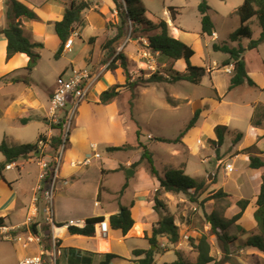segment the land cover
Listing matches in <instances>:
<instances>
[{
  "label": "crops",
  "instance_id": "obj_1",
  "mask_svg": "<svg viewBox=\"0 0 264 264\" xmlns=\"http://www.w3.org/2000/svg\"><path fill=\"white\" fill-rule=\"evenodd\" d=\"M17 1L32 10L37 16V19L34 20L21 19L24 35L32 43L42 44L41 47H37L35 49L36 51L34 50L36 53L45 48L48 38L55 39L54 35L58 39L56 43L54 42V46H56L57 49L56 53L58 52L61 46V40L55 31V23L63 20L66 9L72 3H78L80 1L86 2L89 7L81 13V21L74 25V30L71 32V35L73 32L78 33V37L74 39L72 49L75 45V40L77 38L82 39L83 47L81 48V51L84 52L85 56L81 58L79 63H77L79 64L78 67H74L71 64L72 72L88 69L91 70L93 74L100 75V78L89 92L86 100L80 105L78 113L74 118L70 131V139L63 158L60 179L56 185L54 198V218L56 225H58V228L61 230L59 234L56 233L57 235H55L58 238L57 264H88V258L91 259L90 264H100L103 260L101 255L109 253L118 256V258L114 259L110 264H138V262H136L137 258L133 255L134 250L153 249L152 246L149 245L147 238L151 237L153 226L167 214L164 211L163 213H160L154 210V197L158 190H160V182L155 176H151L153 178L149 182V185H143L142 187H136L130 182L131 177H136L139 175V171L134 170L133 165L138 162H140V164L143 162H141V160H143L141 159L143 154L136 159L128 156L125 161H123V163H119L114 168H107L104 161H102V164L99 165L101 168V174L103 176L101 181H104L105 178L107 180V177L112 174H124V176L121 178V189L117 192H112L110 189L104 187L101 182L100 187H96L95 191L88 196V183L85 182V180L88 179V167L91 166V164L93 165V160L102 159V156L98 153V149L100 147H104L106 150H108L109 148H120L123 145L129 144V142H124V144L122 143L121 145H115V130L117 131V128L119 127V117L121 118V112L114 111L113 105H116V103L118 104V102H120L124 95L123 92H131V95L134 96L135 92L133 91L139 86L133 89H130L126 86L127 74L120 65H117L118 68L109 70L106 68L107 65L104 64L105 59L108 57V55L110 57L111 54V52H108V48H105L107 47L105 44L110 39H115L119 32L118 28H109L110 21L116 23L115 17H117L119 14L118 9L116 8L113 0ZM4 2L5 0H0V30L2 31L8 27ZM96 19L100 21L101 25V33L99 36L95 35L99 29L94 23V20ZM118 21L119 19L117 22ZM186 31L187 30L182 29L181 27H175L173 31L174 36L172 37L182 41V34H187ZM104 36L105 40H103ZM201 37L207 41V44L217 43L220 40L219 34L216 30L212 37L203 36L202 34ZM92 38L93 41H91ZM112 42H114V40ZM112 42L109 43V45L112 44ZM7 46V39L4 37V35H0V79L5 78L0 80V145L3 142H6L9 147L36 144L40 136H46V138L51 140L55 141L56 139V141H59L61 137L60 130L58 129L59 127L57 128L56 126L51 125L49 121L50 99L58 86V81L49 83L46 80L47 78L39 76L38 74H34V71L31 73L27 72L25 68L29 63V57L25 54L18 53L11 59H7ZM121 47L122 45H118L116 51H121ZM208 47L209 46L207 45V48ZM260 47L262 46L260 45L255 50L260 49ZM69 51L63 50L60 58ZM133 51L135 50L131 49L130 51L128 48L125 49L124 55L127 61H131L130 58L133 57ZM144 52H149L154 55V53L150 52L147 47L140 51L141 56ZM40 54L41 53H39V55ZM225 55V58H223L221 61H214V67L212 68L209 67L210 65L206 64L202 66L193 64L192 61L195 58V55L191 58L192 65L203 67L207 70L209 80L212 83V88L214 86H218L215 79L216 77H214V75L216 73L222 72L223 70L225 71L227 68H220L223 62L229 58L228 54ZM83 58L85 59L84 63L82 62ZM40 62L41 56L37 65L35 66L36 68L39 67ZM172 62L173 60L164 61V59L161 57H159L157 60V64H162V67L172 66ZM175 66L176 72L180 73H184L187 68L186 62L184 60L175 61ZM162 67L160 69H163ZM247 69L250 78L252 77L254 79L255 77L253 72L248 66ZM67 70L68 67L64 70V72H62L60 78H62ZM128 73L131 78L129 71ZM161 74L165 77L167 76L166 73ZM226 74L228 73L226 72ZM70 75L71 74H69V76ZM228 75L231 82L233 72ZM13 78L15 80H13ZM253 79L252 81L256 85V87L253 88L264 91V84L259 86L260 83L255 82ZM155 84L173 85L167 82ZM245 84L251 87L248 83ZM115 86H120L118 89L119 95L110 103L102 104V93ZM237 88L238 87L229 90L228 87V94ZM122 89L125 91H122ZM212 91L214 94L212 95L211 103L207 104L206 106L204 104L197 110L201 111V113L196 125L181 138L180 143H168L172 146L181 144L182 148L188 149V154L186 155L179 154L181 152H175L174 148L173 154L176 155L175 153H178V156L181 158L178 161V165L173 169L183 167L185 173L191 177L199 179L207 177L210 180L213 176L212 173L208 172L207 169L205 175L201 174L200 176L197 175L195 169H192L190 158L191 156L196 157L198 151H204V157H199V162H201L203 165L211 164L213 162L215 164V167H212L213 171H215V169H219V161H221L224 165L226 159L234 158V161L238 159L242 160V167L243 169H246V175L250 180V184H248L247 189H245L243 192V187L241 188L239 185L238 188L235 189L229 188L227 184H225L227 180L222 179V187H218L217 190L223 189L224 191L228 192V194L234 196L237 200H249L250 205L237 224V229L240 227L242 230H244L242 231V234L238 235V239L239 241H245L249 236L258 233V226L254 219V213L256 211V200L264 178V167L258 169L251 168L250 157L257 156L264 160V121L261 126H254L255 109L260 105L264 107V104L259 103L252 106L251 115L249 116L250 125L243 133L242 131L233 129L230 126V117L221 119L215 118V111L218 109V107L224 105L223 100L225 97H221L216 89H212ZM131 106L132 108L134 107L132 103ZM22 120H27V122L24 123ZM187 125L184 127V130L180 132L176 139L170 140L164 137L153 135L151 133L148 134L147 138L152 139L155 137L152 139L155 141H158V138L175 141L180 137L181 133L185 131ZM219 125L226 126L228 130L225 136L224 144H226L227 136H230L231 141L232 139H235L232 138L233 132L238 131V133H243V138L240 142L237 144L232 142L229 150H227L229 151L227 155H225V152L222 151L224 144L221 147L213 144V141L217 140L215 129ZM251 133H254V140H252L250 143H246ZM136 134L138 135V131H136ZM158 142L164 143L160 141ZM135 143H138L139 149H142L141 145L144 144L140 143L139 141H135ZM211 143L213 144L214 148L209 145ZM248 149H251L250 152H243L244 150ZM48 150L47 155H53V150ZM142 150L144 152V149ZM115 152L124 153V151L121 150L113 151L111 154H114ZM95 154H99L100 158H95ZM43 155L44 154H41L39 150L38 152H33L27 157L7 164L0 173V218L4 219L3 227H7L12 230L9 233V239H6L5 236H3V239L13 240L14 242L21 243L20 247L16 249L18 260H22L28 256L40 254L42 250L47 253L46 257H48L51 253V247L49 243L50 238L52 237V231L49 224L44 222L43 208L45 206V202L43 201L41 194L36 195V187L39 184L40 174V166L38 162L40 159L44 158L42 157ZM87 157L92 158L91 164L86 167L80 165L81 162ZM5 160V156L0 152V164L4 163ZM228 165L233 168L231 173L226 171L225 167ZM8 166L11 167L8 168ZM122 166L124 167L121 170L120 167ZM225 167L223 174L226 176L225 178H227L232 173H234L235 167L230 162H227ZM128 169L132 171L134 170L133 176L129 177L127 174H125ZM190 172H193L191 173L192 175ZM197 172H199L198 169ZM247 182L249 183V181ZM243 183L244 181L242 184ZM125 185H127V188L122 193V188ZM214 190L215 189L211 188L210 191L212 192ZM129 191H132V196H130ZM35 197L38 198L36 204L34 201ZM163 198L165 203L168 205V212L175 217V222L180 228L179 242L183 246L187 245V243L183 241V238L188 231L183 232V234L181 227L185 226L186 223L184 224L183 222H187L189 213H191L190 206L193 204L188 201V198L184 194L173 195L172 193L164 192ZM109 202H112L113 204H109ZM124 208L130 211L131 218L134 221V225L127 234H124L121 230H112L111 228L109 238L103 240L96 235L92 237L73 235L69 231L70 228H66V224H69L73 221H79V226H75L73 228L84 229L88 224V220L96 217H104L105 220L110 222L111 216H122L124 213ZM249 213L252 214L250 227H244L242 223L246 217H249ZM31 215L35 216V226L33 228L36 230V225H39L41 228L39 230V234L42 237V242L40 244L28 241L30 232L24 226L28 216ZM182 215L185 216V218ZM94 228L96 230V224ZM206 228L209 229L208 226H206ZM189 235L190 234H188V236ZM185 240H187V237ZM159 241L165 242L162 243V246L167 244L171 248L165 250V253L160 251L156 254L155 260L157 264H160L158 262L157 256H161V264L171 263L164 261V257L168 253H174L175 250L181 253L185 259L183 250L175 247V245H169L166 238H160ZM188 249L193 252L192 249ZM88 253L99 254L100 256L90 257ZM241 253H246L257 257H264V253L255 248H244L241 250ZM194 254L196 253L194 252ZM239 262L241 264H252L250 261L244 259L239 260ZM255 264H259V262L256 261Z\"/></svg>",
  "mask_w": 264,
  "mask_h": 264
},
{
  "label": "rangeland",
  "instance_id": "obj_2",
  "mask_svg": "<svg viewBox=\"0 0 264 264\" xmlns=\"http://www.w3.org/2000/svg\"><path fill=\"white\" fill-rule=\"evenodd\" d=\"M118 1L123 4L121 5L122 9H120V11L124 12L126 7L125 2L122 0ZM202 1L203 0H141V3L137 5V7H143L147 10L146 13H143L142 11L140 12L142 13L140 18L144 21V25L133 27L131 22H128L126 25L122 26L123 34L120 37V40L112 42L114 39H110L105 44L107 45L105 48H108V52H112L110 57L108 55V57L105 59L104 64L107 65L106 68L110 70V68H112L111 66L115 63L117 55H124L125 49L128 48L130 51L131 49L135 50L132 54L133 57L130 58L131 61L129 59V61H127V68L131 74L132 82L141 78L148 79L153 74H167L168 72L170 75L177 74L175 61L172 62V66H163V69H160V67L157 65V60L159 58L157 54H151V60L143 57V55L141 56L140 51H142L145 47H148V41L145 38L146 32L144 31V28H149V23L156 22L158 18L167 22L169 26V34L171 36H174L173 31L175 27H181L182 29L187 30V34H182V42L190 46L196 53L195 58L192 61L193 64H198L200 66L206 64L210 65L209 67L212 68L214 67V61H221L223 58H225L226 55L224 53L214 51V44H228V46L231 48H239L240 46L247 48L250 43L248 39H242L240 41L233 42L229 38L230 34L236 31V29L240 26L237 9L242 5L244 0H205L210 7L208 12L209 16L214 23L215 30L220 37V40L213 44H207V41L201 37L202 29L199 5L202 3ZM170 7L175 8V11L172 12L174 18L168 10ZM118 19L119 21L117 22ZM115 21L116 23L110 21L109 28L119 29V27L122 25V19L120 18L119 14L117 17H115ZM94 23L99 28L95 35L99 36L101 33L100 21L96 19L94 20ZM249 26L254 34L253 39L257 40L260 37L261 28L256 17H254L249 23ZM54 37L55 39L48 38L45 48L40 50V52H37L38 54L41 53V62L38 68L35 67L33 69L34 74H38L39 76L47 78L46 80L49 83L59 81L62 72H64L67 67L68 70L62 76V78L68 79L69 74L72 72L71 64L74 67H78L79 64L77 63H79L81 58L85 56L84 52L81 51V48L83 47L82 39L77 38L71 51L67 52L64 56H61V58L60 56L56 57L57 49L56 46H54V42L56 43L58 39L55 35ZM103 40H105V36L103 37ZM145 41L147 42L145 43ZM111 42L112 44L109 45ZM118 45H122L121 51H116ZM207 45L209 46L208 48ZM261 46L262 47H260L258 50L246 51L244 54L246 65L250 68L255 77L254 79L252 77L251 78L255 82L260 83L259 86L264 84V43H262ZM82 62H85L84 58L82 59ZM117 65H120V62H118ZM151 65H154V68H150ZM221 67L222 66H220V68ZM214 77H216L215 79L218 86H214L213 88L211 86L212 83L209 80V75L207 74L206 77L203 78V81L200 85H193L186 81L173 85L147 84L135 88L133 91L135 92L134 96L131 95V92H123L124 95L120 102H118L119 107L117 103L116 105H113L114 111L121 112V118L118 116L119 127L117 128V131L115 130L116 134L114 136V141L115 145H121L122 143L124 144V142H129V144L120 147L124 153L115 152L114 154H111L112 152H109L104 147H100L98 149V153L102 156V159L93 160V165L91 164V166L88 167V179L85 180V182L88 183V196L95 191L96 187H100L101 182L104 187L110 189L112 192H117L121 189V178L124 176V174H112L107 177V180L105 178L104 181H101L103 176L101 174V168L99 165L102 164V161H104L107 168H114L119 163H123V161H125L128 156L135 159L142 156L143 150L139 149V145L138 143H135V141H139L140 143L144 144L149 151L148 158L141 160V162L143 161L141 164L139 163L137 166H134V170H138L139 175L130 178L132 185H135L136 187L149 185V182L153 178L151 177L153 175V168L160 177H163L165 172L176 167L178 165V161L181 158L178 155H187L188 149L182 148L181 144L172 146L168 143H159L158 141L152 140L155 137L148 139L147 136L151 133L153 135L164 137L170 140L176 139L180 132L184 130V127L189 124L188 122L191 121L194 113L202 105L205 104L206 106L207 104L211 103L212 95L214 94L212 89H216L221 97H225L223 100L224 105L218 107V109L215 111V118L221 119L230 117V126L233 129H238L244 133L247 130V127L250 125L249 116L251 115L252 106L259 103L264 104V91L249 87L247 84H244L228 94L230 82L229 75L223 70L222 72L216 73ZM122 91L125 90L122 89ZM131 103L134 106L133 108ZM136 131L139 132V135L136 134ZM237 134L238 131L233 132L232 138H236ZM252 140H254V133L250 134L246 143H250ZM232 142L233 139L231 141L230 136H227L226 144H224L222 147V151L225 152V155H227L229 152L227 150H229ZM209 145L214 148L212 143ZM174 148L175 152L177 151L181 153H175L176 155H174ZM199 157H204V151H198L196 157L191 156L190 161L192 169L196 170L198 176L201 174L205 175L207 169L208 172L212 173L213 177L210 180L207 177L203 178L206 182V188L204 193L195 196L197 202H191L188 196H186L188 201L193 204L190 206L191 213H189L187 222H183L184 224L186 223L185 226L181 227L182 233L188 231L183 238V241H185L187 245L183 246L180 242L175 245V247L183 250L185 260L192 264L196 262L198 253L190 246L189 240L199 239V237H202V235L211 236L210 225L206 219V215L216 213L218 217L225 220H230L236 213H238L236 203L239 200H237L231 194H228V192L224 191L223 189L217 190L218 187H222V179L227 180L225 184H227L229 188L235 189L238 188V185L241 188L243 187V192L245 189H247L248 184H250L249 177L246 175V169H243L242 167V160L238 159L234 161V158L226 159L224 165L221 161H219V169H215V171H213L212 167L214 168L215 164L212 162L211 164L203 165L201 162H199ZM147 159H151L153 162V168ZM227 162L233 164L235 170L234 173L225 178L226 176L223 174V170ZM123 167L124 166L120 167V169L122 170ZM197 169L199 172H197ZM191 173L193 172H190V174ZM243 181L244 183L242 184ZM247 181H249V183ZM211 188L215 190L211 192ZM161 191L162 195L160 198L163 203H165L163 198L164 191L162 189ZM219 192H223L229 197H219L217 195ZM129 194L132 196V191H129ZM109 204L113 203L109 202ZM166 207H168L167 204ZM160 213H163V211ZM169 214L171 215V213ZM248 215L249 217H246L242 223L244 227H250L252 214L249 213ZM183 217L185 218V216ZM238 223L239 221L230 226L228 230L230 235L238 237V235L242 234V232L238 231L237 229ZM206 226H208L209 229H207ZM188 234L190 235L188 236ZM186 237L187 240H185ZM3 238L4 237L0 235V264H18L20 260H18L16 249L20 247L21 243ZM211 240L213 244L211 255L216 260H220L223 256L221 245L217 239L212 236ZM159 242V246L161 247L162 251L171 248L167 244H165L163 247L162 243L165 242ZM240 243L241 241H236L229 245L233 262L241 264L239 260L244 259L250 261L252 264H255L256 261H258L259 264H264V257L259 256V259L257 256L241 253L242 248H240ZM188 248L192 249L193 252ZM177 252L178 251L175 250V254H166L164 261H175V259H177L175 256ZM194 252L196 254H194ZM157 259L161 264V256H157Z\"/></svg>",
  "mask_w": 264,
  "mask_h": 264
},
{
  "label": "trees",
  "instance_id": "obj_3",
  "mask_svg": "<svg viewBox=\"0 0 264 264\" xmlns=\"http://www.w3.org/2000/svg\"><path fill=\"white\" fill-rule=\"evenodd\" d=\"M116 8L118 9L119 16L122 19V25L119 27V32L114 42L119 40L123 34L122 26L126 25L128 22H131L133 27L143 26L144 21L140 18L141 11L146 13V8H138L137 5L141 3V0H124L125 2V11L121 12L123 5L118 0H113ZM4 7L6 9V18L8 20V27L3 31L0 30V35H4L7 39V59H11L14 55L21 53L29 57V63L25 70L29 73L33 71L37 65L40 55L34 50L37 47H41L42 44L32 43L25 35L22 29L21 19L34 20L37 19L36 14L26 7L24 4L18 2L17 0H5ZM89 5L80 1L78 3H72L65 11L64 18L62 21L55 23V31L58 37L61 40V46L56 53V57H59L64 50L67 40L70 38L71 32L74 30V25L81 21V13L87 9ZM170 14L173 15L175 11L174 7H170ZM210 7L208 6L205 0L199 5V12L201 14V29L202 34L207 37H212L215 33V26L209 16ZM237 15L239 17L240 26L230 35V40L240 41L242 39H248L250 41L247 48L240 46L239 48H231L228 44L224 45H213L215 52H222L229 55V58L223 62L222 67H228L230 65L234 66L233 76L231 78L229 90H232L236 87L242 86L245 83H248L251 87H256L255 83L252 81L248 75V69L244 54L246 51H252L257 49L262 43H264V0H244L242 5L237 9ZM256 17L260 28L261 33L260 37L257 40L253 39V32L249 26V23ZM174 18V15H173ZM70 29V31H68ZM145 38L148 41V49L154 54L158 53V56L165 60L179 61L184 60L186 62L187 68L184 73L176 72L175 75H170L167 73V76H163L161 73L153 74L148 79L141 78L137 81L131 82V78L127 69V59L125 55L118 54L114 65H112L110 70L118 68L117 62H120L121 68L127 74L126 86L130 89H133L137 86L155 84V83H170L174 84L179 81H186L193 85H200L202 79L206 76L207 70L203 67L194 66L191 63V58L195 55L194 50L180 41L179 39L173 38L169 34V26L166 21L158 18L156 22L149 23V28H144ZM93 41V38L91 39ZM112 53V52H111ZM111 55V54H110ZM158 67H162V64H157ZM5 79V78H1ZM0 79V80H1ZM13 80H15L13 78ZM120 86H115L108 91H105L101 95V103L108 104L113 99L119 95ZM201 111H196L193 118L189 122L185 131L181 133L180 137L175 141L165 140L158 138L160 142L166 143H180L181 138L192 129L200 116ZM24 123L27 120H22ZM264 121V107L258 106L255 109V120L254 126H261ZM216 141H213L214 145L223 146L225 141V136L228 132L226 126H217L216 129ZM139 135V132H138ZM243 138V133H238L236 138L233 140L234 144L240 142ZM59 139V138H58ZM46 136H40L36 144H26L18 145L14 147H9L6 142H3L0 145V152L5 156L6 160L4 163L0 164V173L6 167L7 164L16 162L21 158L27 157L33 152H38L39 142L45 141ZM60 140L55 141L54 147L58 145ZM141 148L144 149L143 156L141 159L148 158V148L144 145H141ZM122 148H109L108 151H121ZM251 149L244 150L243 152H250ZM148 160V159H147ZM153 168V162L151 159L148 160ZM140 162L133 165L136 166ZM250 167L253 169H258L264 167V160L257 156L250 157ZM153 176H155L160 182V190L156 193L154 197V210L157 212L164 211L167 213L161 220H159L152 230L151 237L147 238L150 246H155L156 249L148 250H134L133 255L137 258L136 262L138 264H157L155 256L157 253L164 252L160 249L159 239L166 238L169 245H176L180 240L179 227L175 222V217L168 213V207L161 200L162 191L166 193H172L173 195L184 194L188 196L191 202H197L195 196L200 195L205 192L206 182L204 179L194 178L185 173L184 168L172 169L167 171L163 177H160L159 174L153 168ZM127 188L125 185L122 188V193ZM219 197H229L223 192L217 194ZM194 198V200H193ZM206 201V200H205ZM204 201V202H205ZM250 205L249 200H239L236 203L238 208V213H236L230 220H225L217 216L216 213L206 215V219L210 225L211 236L216 238L222 248L223 256L220 260H216L211 255L212 250V240L211 236L202 235L199 239H190V246L198 253L196 262L194 264H238L233 262L230 250V244L239 241L237 236H232L228 233V230L231 225L237 223L244 215L246 209ZM254 219L258 226V233L249 236L245 241L241 240L240 248H255L260 252L264 253V178L260 187V192L256 200V211L254 213ZM104 217H96L88 220V224L84 229L70 228L69 231L73 235H81L86 237H92L95 235V224L104 221ZM4 219L0 218V226H3ZM110 225L112 230H121L124 234H127L132 226L134 221L131 218V213L128 209L124 208V213L122 216L113 215L110 217ZM239 231H244L242 228L238 227ZM36 232V230L34 229ZM90 257L100 256L99 254L88 253ZM103 260L100 264H110L114 259L118 258L115 254H102ZM177 259L171 263L167 264H192L184 259L181 253H176ZM91 263V259L88 258V264Z\"/></svg>",
  "mask_w": 264,
  "mask_h": 264
},
{
  "label": "built area",
  "instance_id": "obj_4",
  "mask_svg": "<svg viewBox=\"0 0 264 264\" xmlns=\"http://www.w3.org/2000/svg\"><path fill=\"white\" fill-rule=\"evenodd\" d=\"M123 1V0H122ZM78 37L77 32H73L70 38L67 40L64 50L69 51L72 49L74 39ZM147 41H145L146 43ZM151 52V51H150ZM143 57L152 59V55L149 52L142 53ZM151 65L150 68H154ZM233 66H228L226 72L231 74L233 72ZM100 78V75H95L91 70L83 69L73 71L68 79L60 78L58 81V86L53 92L50 99V109H49V121L51 125L56 126L61 133L60 142L56 147L53 146L52 140L46 138L45 141L39 142L38 150L41 154H44L40 159L38 164L40 166L39 174V184L36 187V195L41 194L45 206L43 208L44 222L49 224L52 237L50 238L51 253L46 257L47 253L41 251L40 254L28 256L23 258L18 262V264H57V247L58 238L56 230H59V226L55 223L54 218V198L56 185L60 179L61 167L63 163L64 154L67 148V144L70 139V131L76 114L80 105L86 100L89 92L95 86L96 82ZM52 149L53 155H47V150ZM49 151V150H48ZM95 158H100L99 154L94 155ZM92 162L91 157H87L81 162L82 166H89ZM11 166H8L10 168ZM227 172H232L233 168L231 166H226ZM35 204L38 198L35 197ZM34 215L28 216L25 228L30 232L28 241L40 244L42 242V237L39 234L41 229L39 225H36V232L34 231L35 221ZM79 221H73L66 224V228H73L79 226ZM35 227V228H36ZM10 230L7 227L0 226V235L5 236L9 239ZM111 231V225L108 220H104L96 224L95 235L99 238L105 240L109 238ZM164 247V246H163Z\"/></svg>",
  "mask_w": 264,
  "mask_h": 264
},
{
  "label": "water",
  "instance_id": "obj_5",
  "mask_svg": "<svg viewBox=\"0 0 264 264\" xmlns=\"http://www.w3.org/2000/svg\"><path fill=\"white\" fill-rule=\"evenodd\" d=\"M68 31H70V29H68ZM133 171L132 170H128L127 172H126V174H127V176H133ZM152 248L154 249V248H156L155 246H152Z\"/></svg>",
  "mask_w": 264,
  "mask_h": 264
},
{
  "label": "bare ground",
  "instance_id": "obj_6",
  "mask_svg": "<svg viewBox=\"0 0 264 264\" xmlns=\"http://www.w3.org/2000/svg\"><path fill=\"white\" fill-rule=\"evenodd\" d=\"M60 231H61V230L59 229V230H57V231H56V233H57V234H59V233H60Z\"/></svg>",
  "mask_w": 264,
  "mask_h": 264
},
{
  "label": "clouds",
  "instance_id": "obj_7",
  "mask_svg": "<svg viewBox=\"0 0 264 264\" xmlns=\"http://www.w3.org/2000/svg\"><path fill=\"white\" fill-rule=\"evenodd\" d=\"M124 1V0H123Z\"/></svg>",
  "mask_w": 264,
  "mask_h": 264
}]
</instances>
